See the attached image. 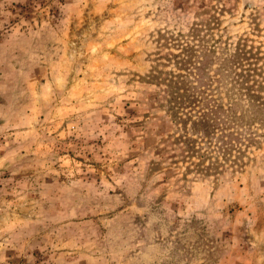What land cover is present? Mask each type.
Segmentation results:
<instances>
[{"label":"rangeland","instance_id":"1","mask_svg":"<svg viewBox=\"0 0 264 264\" xmlns=\"http://www.w3.org/2000/svg\"><path fill=\"white\" fill-rule=\"evenodd\" d=\"M203 11L264 54V0H0V264H264V124L219 176L154 152L157 32Z\"/></svg>","mask_w":264,"mask_h":264},{"label":"trees","instance_id":"2","mask_svg":"<svg viewBox=\"0 0 264 264\" xmlns=\"http://www.w3.org/2000/svg\"><path fill=\"white\" fill-rule=\"evenodd\" d=\"M206 13L198 14L200 21L187 35L157 32L156 42L170 51L160 58L164 70L143 78L157 88L143 105L163 111L152 124L168 133L154 152L171 156L175 167L185 165V177L219 176L241 167L246 145L258 143L245 138L244 130L264 124V54L247 37L233 45L228 40L225 48L208 44L199 37L202 27L209 29L211 21L202 19ZM133 125L134 131L143 127L137 121ZM150 131L143 127L142 133Z\"/></svg>","mask_w":264,"mask_h":264}]
</instances>
